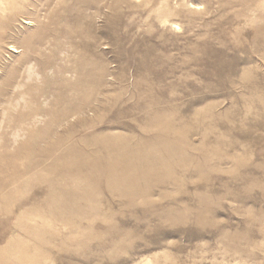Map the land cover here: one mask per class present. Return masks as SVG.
Masks as SVG:
<instances>
[{
    "label": "rangeland",
    "instance_id": "374dc122",
    "mask_svg": "<svg viewBox=\"0 0 264 264\" xmlns=\"http://www.w3.org/2000/svg\"><path fill=\"white\" fill-rule=\"evenodd\" d=\"M0 264H264V0H0Z\"/></svg>",
    "mask_w": 264,
    "mask_h": 264
},
{
    "label": "bare ground",
    "instance_id": "6f19581e",
    "mask_svg": "<svg viewBox=\"0 0 264 264\" xmlns=\"http://www.w3.org/2000/svg\"><path fill=\"white\" fill-rule=\"evenodd\" d=\"M11 47H13V46H11ZM12 50V49H11Z\"/></svg>",
    "mask_w": 264,
    "mask_h": 264
}]
</instances>
